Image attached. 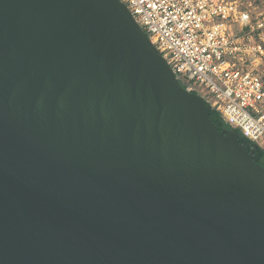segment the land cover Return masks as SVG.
I'll return each instance as SVG.
<instances>
[{
  "label": "water",
  "instance_id": "obj_1",
  "mask_svg": "<svg viewBox=\"0 0 264 264\" xmlns=\"http://www.w3.org/2000/svg\"><path fill=\"white\" fill-rule=\"evenodd\" d=\"M121 0H0V264H264V166Z\"/></svg>",
  "mask_w": 264,
  "mask_h": 264
},
{
  "label": "built area",
  "instance_id": "obj_2",
  "mask_svg": "<svg viewBox=\"0 0 264 264\" xmlns=\"http://www.w3.org/2000/svg\"><path fill=\"white\" fill-rule=\"evenodd\" d=\"M121 1L184 87L263 147L264 0Z\"/></svg>",
  "mask_w": 264,
  "mask_h": 264
},
{
  "label": "trees",
  "instance_id": "obj_3",
  "mask_svg": "<svg viewBox=\"0 0 264 264\" xmlns=\"http://www.w3.org/2000/svg\"><path fill=\"white\" fill-rule=\"evenodd\" d=\"M211 119L220 128V130H223L226 133H230L231 130L238 132L240 134L242 144L250 151H253L255 161L264 166V148L262 146L245 137L239 129L232 128L216 109L212 110Z\"/></svg>",
  "mask_w": 264,
  "mask_h": 264
},
{
  "label": "rangeland",
  "instance_id": "obj_4",
  "mask_svg": "<svg viewBox=\"0 0 264 264\" xmlns=\"http://www.w3.org/2000/svg\"><path fill=\"white\" fill-rule=\"evenodd\" d=\"M263 147H264V145H263Z\"/></svg>",
  "mask_w": 264,
  "mask_h": 264
}]
</instances>
